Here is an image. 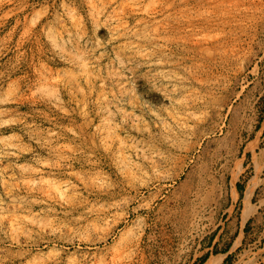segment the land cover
I'll use <instances>...</instances> for the list:
<instances>
[{
    "label": "rangeland",
    "instance_id": "374dc122",
    "mask_svg": "<svg viewBox=\"0 0 264 264\" xmlns=\"http://www.w3.org/2000/svg\"><path fill=\"white\" fill-rule=\"evenodd\" d=\"M0 237L264 264V0H0Z\"/></svg>",
    "mask_w": 264,
    "mask_h": 264
},
{
    "label": "bare ground",
    "instance_id": "6f19581e",
    "mask_svg": "<svg viewBox=\"0 0 264 264\" xmlns=\"http://www.w3.org/2000/svg\"><path fill=\"white\" fill-rule=\"evenodd\" d=\"M25 245L26 242L22 240L11 242V244L8 245H5L4 242L0 241V259H2L0 260L1 263L5 264L16 259L17 257L25 258L29 253V250L26 249ZM58 254L60 256L61 253Z\"/></svg>",
    "mask_w": 264,
    "mask_h": 264
},
{
    "label": "crops",
    "instance_id": "0c3cea01",
    "mask_svg": "<svg viewBox=\"0 0 264 264\" xmlns=\"http://www.w3.org/2000/svg\"><path fill=\"white\" fill-rule=\"evenodd\" d=\"M219 256L218 259V264L223 263V261L225 260V254H216L214 255V257ZM213 258V256L211 254H207L205 257H203L204 262L202 264H205L207 261H210ZM217 260V259H216Z\"/></svg>",
    "mask_w": 264,
    "mask_h": 264
}]
</instances>
